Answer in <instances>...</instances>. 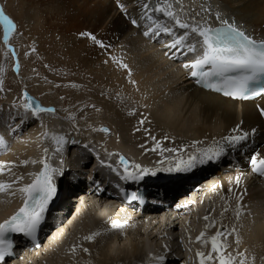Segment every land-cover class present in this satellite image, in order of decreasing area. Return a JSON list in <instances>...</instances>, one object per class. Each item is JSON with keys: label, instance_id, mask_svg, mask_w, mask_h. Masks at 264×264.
Returning a JSON list of instances; mask_svg holds the SVG:
<instances>
[{"label": "bare ground", "instance_id": "obj_1", "mask_svg": "<svg viewBox=\"0 0 264 264\" xmlns=\"http://www.w3.org/2000/svg\"><path fill=\"white\" fill-rule=\"evenodd\" d=\"M172 2L173 10L180 17V12H184L192 14L197 21L212 25L227 20L257 39H264V0ZM145 3L153 7L161 0H27L30 22L42 23L47 39L55 40L56 33L59 40L55 41L61 48L68 46L64 53L73 60L63 62H73L77 57L85 61L82 65L86 72H93V85L91 80H80L93 87V95L85 96L81 99L83 104L75 108L64 109L65 100L48 89L44 82L34 88L33 81L25 78L34 73L32 69L17 68V64L28 63L31 68L35 64L20 58L21 45L11 41L15 30L10 34L8 44L0 37L2 47L16 65L15 73L5 77V87L13 86V89L0 87V136L6 142L0 146V162H4L6 168L15 166L11 172L6 170L0 174V180L11 182L23 176L14 188L31 183L29 173L42 169L43 164L39 161L45 158V149H48L46 158L53 167L66 162L72 165L77 157L79 164L90 159L94 166L81 178L82 172H79L77 179L82 181L81 185L71 187V191L76 192L67 196L65 202L70 216L64 214L58 226L51 225L50 232L33 252H26L31 243L24 238L21 246L26 251H22L18 259L6 257L9 261L3 264H200L196 253L203 251L207 255L211 245H205L197 237L205 232V238H210L218 229L225 233L229 245L227 251L234 255L243 252L249 256V246L264 250V177H248L246 162L242 163V169L230 166L225 174L217 170L216 180L206 182L208 187L202 195L198 191L193 193L195 203L183 198L195 189L196 184L180 185L173 190L177 193L182 188L180 202L166 212L136 215L135 220L105 207L113 196L99 195L110 177L117 176L120 156L132 159L130 165L132 162L147 163L157 170L174 165L175 157L187 159L190 153L198 154L199 149L219 142L224 144L227 152L235 153L243 161L238 150L240 145L231 148L223 140L226 136L239 134L233 132L238 126L240 131L250 134L256 130L241 145H249V156L259 153L258 158H264V113L261 111L264 110V94L254 101L240 102L195 85L184 68L167 58L165 45H159L153 39L162 31L156 27L157 22L152 25L154 33L147 25L142 13ZM0 6L16 25L15 17L1 0ZM156 17L169 22L160 14ZM80 18L92 20V23L79 27L77 21ZM133 19L136 24L132 23ZM0 24L4 28L3 23ZM27 25L31 24L27 21ZM145 32L149 34L145 35ZM81 33H93L104 47ZM52 51L54 54L56 49ZM57 52L60 57H54V61L62 63L63 51ZM121 62L128 68H123ZM24 87H28L26 90L30 93L36 89L42 91L43 97L35 92L42 98L43 103L39 100L41 105L45 108L53 106L55 112L34 116L30 110L25 111L22 105L26 102L18 96ZM92 104V113H76L83 105ZM101 128L109 131L98 130ZM54 135L63 136L66 141L59 151L52 139ZM33 160L38 162L31 163ZM24 161L29 163L25 165ZM113 168L117 170L113 171ZM93 171L103 173L95 176L94 182ZM237 177H240L239 183ZM178 179H181L180 174ZM86 181L90 183L84 185ZM22 202L18 191L15 195L0 193V223ZM237 210L241 212L239 217ZM206 216L208 220L204 219ZM113 221L120 227L113 228ZM213 222V227L206 228ZM94 232L101 234L92 241L84 239ZM237 236L239 244L236 243ZM85 248L89 251L85 252ZM159 256H164L165 260L159 261ZM238 261L239 257L237 264ZM247 261L248 258L246 264ZM206 264H218V260L206 261Z\"/></svg>", "mask_w": 264, "mask_h": 264}, {"label": "snow or ice", "instance_id": "obj_2", "mask_svg": "<svg viewBox=\"0 0 264 264\" xmlns=\"http://www.w3.org/2000/svg\"><path fill=\"white\" fill-rule=\"evenodd\" d=\"M123 8V5H121ZM145 9H148V4L143 5ZM174 5L172 0H161L155 7V11L162 12L165 16L170 17L175 26L186 31L179 36H176L169 47L176 49L183 45L191 34H196L202 38V54L194 60L186 63L185 68H191V75L199 78L198 82H208L213 77H223V84L231 89L226 91L225 94L229 96H236L243 99H249L254 96L264 93V84L260 81L264 80V39L257 40L256 38L247 35L244 31L239 29L234 23H229L227 20H222L219 27H212L210 25H200L199 23H189L182 21L181 17L176 11L173 10ZM148 19H152L151 16ZM219 19V14H217ZM0 23L4 25V42L8 44L10 34L15 30L16 25L9 18L2 6H0ZM133 24H136V20H132ZM157 28L165 33H173V27L158 24ZM190 30V31H187ZM145 32V35H148ZM82 36H90L93 41L104 47L103 43L96 40V37L90 33H81ZM11 50V45H8ZM187 50L189 52H196L197 48L195 44H188ZM115 59V58H113ZM123 68H128L127 64L121 62ZM19 65L17 64V68ZM129 74L130 70H129ZM135 83V81H130ZM251 82L257 83L259 86L249 88ZM3 85V80L0 79V87ZM209 87H217L216 84L209 83ZM24 99L27 101L23 103L25 111H31L32 115L39 116L42 112L54 113V108L41 107L29 96L27 92L23 93ZM264 113V110H261ZM144 123L143 120L140 121ZM100 131L108 132L107 128L98 129ZM139 130V129H137ZM255 129L251 134L255 133ZM233 132H239V134L229 135L223 138L224 142L231 148H236L238 145L246 142L250 138V133L246 131H240L239 126L233 129ZM52 139L56 143L57 150H60L66 141L63 136H53ZM155 140V137H153ZM3 136H0V146L5 145ZM143 147V146H142ZM156 147L159 148L160 144L157 142ZM155 150V149H153ZM45 158L39 161L43 164L42 169L39 172L29 173L32 177L31 183L23 184L22 186L14 188V185L23 180V176L16 177L15 180L7 182L0 180V193H10L15 195L18 191L23 198V206L12 215L9 219L0 223V264H3L6 257L10 256L14 242L10 238V234H23L25 236L32 237L35 235L37 229L40 227L41 222L44 220V214L48 210V205L57 195V187L53 176L59 171L54 168L47 160L48 149H45ZM165 151H176L175 149H165ZM227 149L223 143L214 142L212 146L208 148H202L198 150V154L194 153L184 159L182 157H175V164L170 165L163 170L167 172H187L197 167V165H203L210 161L219 160L221 156L225 154ZM112 155V154H110ZM259 153L253 154L250 157L251 170L257 174L264 175V158H258ZM38 161H31V163H37ZM25 165L29 161L23 162ZM101 163H104L101 161ZM120 164L123 166V179L126 180H139L143 179L145 175H155L157 170L143 168L139 164H133L132 169L129 168V162L120 156ZM15 165H9L6 168L4 162H0V174H3L6 170L11 172V168ZM112 167V165H108ZM113 168V171H116ZM237 183L240 181V177H237ZM135 198V194H133ZM243 197L241 196L240 199ZM237 216L241 214L240 210H237ZM208 220L209 217H204ZM212 224L206 225L207 227H213ZM112 227H120L117 221L112 222ZM223 228V226H221ZM233 232L236 230L233 229ZM100 232H94L86 237L85 240L92 241ZM231 235V233H228ZM205 232H201L197 237L198 241H201L205 245L210 243L211 250L205 254L203 251H198L196 255L199 257L200 264H206V261L218 260V264H237V258L239 257L238 264H246V256L243 252H237L235 255L227 251L229 245L227 244V237L221 230H217L210 238H205ZM223 237V239H222ZM236 243L239 244V237L237 236ZM75 248L73 249V251ZM85 252L89 251L87 248L83 249ZM215 254V255H214ZM255 258L253 257V260ZM158 260L163 262L164 256H159Z\"/></svg>", "mask_w": 264, "mask_h": 264}, {"label": "rangeland", "instance_id": "obj_3", "mask_svg": "<svg viewBox=\"0 0 264 264\" xmlns=\"http://www.w3.org/2000/svg\"><path fill=\"white\" fill-rule=\"evenodd\" d=\"M1 2L5 6V8L9 11V13L12 16H14L16 19L15 20L16 28H15V32H13L14 35L13 33H12L13 36L11 35V41L14 44L17 45L19 44V46L21 45L22 50H21L20 58H22V60L28 61L29 63L35 64V66H33L32 68L28 65V63L19 64V70L24 69L26 71H30L32 69V71L34 72L32 74H28V76H26L25 78H28L29 80L33 81L32 82L33 87L34 86L39 87L44 82V84L48 86L47 87L48 89L53 90V92L59 94L61 99L65 100L64 109L75 108L81 103L83 104L81 99H83L85 96L93 95V87H88V84L80 82V80H87V81L91 80L93 85V72L91 73H89L88 71L86 72V69L82 65V63H84L85 61L76 57L75 61L73 62H69L66 64L63 62V61L73 60L70 59L69 57H66V54L64 53L68 51L67 49H65L68 48V46L65 48H61L60 43L55 41V40H59L58 38H56L57 37L56 33H55V40L47 39V35L42 30L43 29V26H41L42 23L37 22L35 25V23L30 22V20L28 19L29 7L27 6V0H1ZM27 21L31 24L30 26L27 25ZM91 23L92 20H89L87 18L84 19L80 18V20L77 21V24H80L79 27H83V26L85 27ZM70 35L73 36L74 31L71 32ZM91 35H93V33ZM0 37L2 41V38L4 37V28L2 30L1 25H0ZM1 41H0V67H1L0 79L4 80L2 85L4 89L12 90L13 89L12 82H11L12 88L10 87V89L9 88L7 89V87H5V82H6L5 77L8 76L9 73L12 74L15 73L16 70L13 69L12 71L11 67L14 68V66L16 65L14 64L13 58L10 56V54L2 47ZM44 48L47 49L48 51L43 50ZM57 48L60 51H63V58L61 60L62 63H57L54 61V57L57 58L58 56L60 57V54L56 55V52L58 51ZM51 49L52 50L56 49V52L53 54V51ZM60 51H58L57 53H59ZM45 55H48L50 58H47ZM4 66L6 67L5 72L2 71V69L4 70L5 68ZM3 73L5 74L4 77L2 75ZM33 79H35V81ZM24 88L21 89L23 90ZM35 92H38V94H40V96L43 97L42 91L37 89L31 91V94L42 102V98L39 95H37ZM18 96L22 97L21 93H19ZM93 110H94L93 104L90 106L83 105V107H81L76 113L79 115L80 114L85 115L92 113ZM253 247L255 246H252V248ZM252 248L249 246V256H247V253H245L246 254L245 256L248 258L247 262L249 264H264V250L262 248L256 250ZM253 257L255 258L254 260Z\"/></svg>", "mask_w": 264, "mask_h": 264}, {"label": "water", "instance_id": "obj_4", "mask_svg": "<svg viewBox=\"0 0 264 264\" xmlns=\"http://www.w3.org/2000/svg\"><path fill=\"white\" fill-rule=\"evenodd\" d=\"M28 94H29V93H28ZM29 96L32 97V98L34 99V101H35L36 103H38L41 107H43V106L41 105V103L39 102V100H37L34 96H32L31 94H29Z\"/></svg>", "mask_w": 264, "mask_h": 264}]
</instances>
